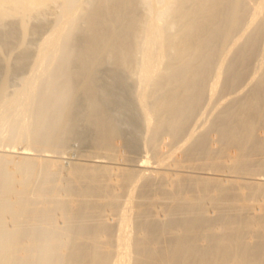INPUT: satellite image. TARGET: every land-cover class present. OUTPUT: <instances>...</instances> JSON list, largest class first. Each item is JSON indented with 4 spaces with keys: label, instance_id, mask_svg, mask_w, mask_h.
Returning <instances> with one entry per match:
<instances>
[{
    "label": "bare ground",
    "instance_id": "bare-ground-1",
    "mask_svg": "<svg viewBox=\"0 0 264 264\" xmlns=\"http://www.w3.org/2000/svg\"><path fill=\"white\" fill-rule=\"evenodd\" d=\"M82 128L93 152L68 161ZM255 197L264 214V0H0V264H264Z\"/></svg>",
    "mask_w": 264,
    "mask_h": 264
},
{
    "label": "rangeland",
    "instance_id": "rangeland-1",
    "mask_svg": "<svg viewBox=\"0 0 264 264\" xmlns=\"http://www.w3.org/2000/svg\"><path fill=\"white\" fill-rule=\"evenodd\" d=\"M50 7H52L51 5L49 6V7H47V9L46 8H43L41 11V13L43 14H41V15H37V17L38 18H35L36 16H32V17H34V18H31L30 19V23H29V27H30V34H28L29 36H28V38H27V42L29 43V45H28V47L29 48H31L30 50V54H29V60H28V66H24V67H21V68H16V69H18V70H16V69H13V71H11V75H10V77H9V90L10 91H12L13 89H15V88H21L23 85H22V78L24 77V76H28V75H30V73L32 72V66H33V64H32V60H33V52H34V50L37 48V46H38V44L40 43V41H41V39L42 38H44L45 36H46V34H47V32H48V30H49V26H51L52 24V21H53V19H54V17H55V13H56V11L58 12V9H57V6H53V7H55V9H57V10H55L53 7H52V10H51V8ZM47 11H46V10ZM55 11V12H54ZM46 12V13H45ZM52 12V13H51ZM54 13V14H53ZM51 15H53V16H51ZM49 19V20H48ZM43 20V21H42ZM35 21V22H34ZM40 22V23H39ZM44 23H45V25H44ZM37 24V25H36ZM41 24V25H40ZM34 25H36V27L34 26ZM39 25V26H38ZM49 25V26H48ZM32 26V27H31ZM45 26V27H44ZM48 28V29H47ZM31 29H33V30H31ZM31 35V36H30ZM33 48V49H32ZM18 52V50H14V52H12L13 54H15V53H17ZM32 54V55H31ZM32 56V57H31ZM248 81V79H246V81H244L242 84H240V85H238L239 86V88L241 89L242 87H243V89H241V90H244L245 89V86H246V83L245 82H247ZM244 83H245V85H244ZM117 86H115L116 88H118V86H120L121 85V87H119L117 90L116 89H114L115 90V93L120 97V95L123 93V91H125L124 93H123V97L121 96V98H123V101H124V99H125V104H127L128 106H129V104H130V106H131V102H132V98L130 99L129 97H131V95L129 94V93H131V91H132V89H133V86H132V84H130L129 83V85L130 86H132V88H130V86L127 84V86L125 85L124 86V84H121V83H119V84H116ZM123 85V86H122ZM238 86L237 87H235L234 89H232V93L231 92H229V91H227V92H225V93H227V94H223V93H221V94H219V95H217V96H219L220 98H222V100L224 99V97L226 98V96L228 97H230V95L231 96H233L234 95V92H235V95L238 93V92H240V90L238 91ZM125 87H128V88H130V89H128V88H126L125 89ZM119 89H122V92H121V90H120V95H119ZM129 91H128V90ZM235 90V91H234ZM116 91H118V92H116ZM127 91H128V93H127ZM229 92V93H228ZM231 93V94H230ZM233 94V95H232ZM226 95V96H225ZM129 96V97H128ZM217 96H215L214 97V103L212 104V107H211V105H209L211 108H215V106L216 105H219V104H223V101L224 102H226V100H221L219 97L217 98ZM222 96V97H221ZM127 97V98H126ZM228 97V98H229ZM227 98V101L231 98H229L228 99ZM217 100H218V102H217ZM219 100L222 102H219ZM217 103V104H216ZM215 105V106H214ZM129 106V107H130ZM220 106V105H219ZM129 107H128V110L125 112L126 114H125V116H121L120 117V123L122 122V127L124 128V129H126V132H125V134L123 135V137L125 138V139H127V141L129 142V140H130V143H128L129 144V146L128 145H126V148L128 147V148H130V149H126V148H124L123 147V149H122V151L124 152V154L122 153V155H124L125 156V154L126 153H128V155H129V157L132 155V152H136L135 154L133 153V155L131 156L132 158L134 157V155H137L136 157L137 158H135V161H139L140 160V158H142V157H140L141 155L140 154H142V156H144V157H146L147 156V154H148V157H149V155H151V153H150V151H143L144 150V148L142 147L143 145H142V142H143V136H144V130H143V128L141 127V124H140V121H139V116H138V114H136V113H131V111H129ZM209 107V108H210ZM218 107V106H217ZM82 103H81V106H80V109H79V111L80 110H82ZM79 114H80V112L75 116V117H78L79 116ZM126 121H127V123H126ZM124 123V124H123ZM80 125H83L82 124V122H80ZM91 132L88 130V129H80L78 132H75L74 134H72L71 135V144H69V147L67 148V149H63V150H61V151H63V152H65V154H64V156L65 157H67L66 159L68 160V161H73V160H75L74 162H78L79 160V162H82L83 163V157H82V155H86V154H89L90 153V151L91 152H93V149L91 148V146H90V144H89V141H90V138H91ZM4 136H5V133H4ZM126 136V137H125ZM139 141L141 142V144L139 143ZM7 142V139H5L4 140V142L3 143H6ZM138 145H137V144ZM139 144H140V146H139ZM133 149H132V148ZM140 148V149H139ZM143 148V149H142ZM126 149V150H125ZM134 150V151H133ZM137 150V151H136ZM138 150H141V151H138ZM144 153H143V152ZM146 153V154H145ZM139 154V155H138ZM81 156V157H80ZM126 156H127V154H126ZM139 156V157H138ZM70 158H74V159H70ZM76 158H78V159H76ZM138 158H139V160H138ZM67 166H68V164H66ZM258 201H260L259 199H258V197H255V198H251L250 199V202L252 203V204H254V206H255V209H256V211H257V214L259 215V217H260V219L261 220H263L262 222H264V214H263V212L262 211H259V207H260V205L258 204V203H260V202H258ZM261 224V222L259 221V219L257 220V221H255L253 224H252V226H254L253 228H258V226ZM249 226V225H248ZM242 230L240 231V232H242V233H239V234H237V236L239 237V238H241L242 240H247V239H245L244 238V236L246 235V232L248 231V229L247 228H243V226H242V228H241Z\"/></svg>",
    "mask_w": 264,
    "mask_h": 264
}]
</instances>
